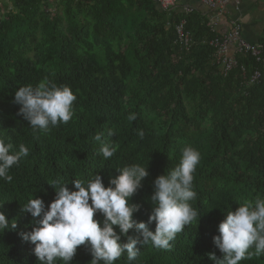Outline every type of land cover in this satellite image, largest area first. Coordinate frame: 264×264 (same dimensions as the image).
Instances as JSON below:
<instances>
[{
    "label": "trees",
    "instance_id": "16d2710c",
    "mask_svg": "<svg viewBox=\"0 0 264 264\" xmlns=\"http://www.w3.org/2000/svg\"><path fill=\"white\" fill-rule=\"evenodd\" d=\"M184 19L193 36L189 50L178 42ZM208 22L200 9L166 11L154 0H0V139L30 150L11 169L12 182L0 180V211L17 222L0 233V264H39L34 245L21 235L39 218L21 207L39 197L47 208L56 194L52 181L75 190L74 179L100 172L107 186L118 168L148 166L150 175L132 197L142 206L134 218L146 221L152 182L179 163L186 146L201 156L191 202L199 223L178 233L170 250L145 245L131 264H215L210 253L222 258L213 242L219 223L239 204L264 198V30L261 60L238 54V67L227 73L216 61ZM257 69L262 75L252 82ZM45 78L71 88L74 116L34 132L18 115L14 94ZM98 132L117 147L110 160L99 154ZM249 251L252 257L239 264H264V255ZM91 259L81 246L72 264ZM115 264H128L126 254Z\"/></svg>",
    "mask_w": 264,
    "mask_h": 264
},
{
    "label": "clouds",
    "instance_id": "9594fccd",
    "mask_svg": "<svg viewBox=\"0 0 264 264\" xmlns=\"http://www.w3.org/2000/svg\"><path fill=\"white\" fill-rule=\"evenodd\" d=\"M76 99L69 86L57 85L45 78L36 86L19 87L13 103L19 105L18 115L29 122L34 132H48L73 118ZM128 119L134 121L136 116L131 114ZM114 134L109 130V136ZM137 134L143 138L144 131L137 130ZM94 140L100 144L99 154L105 161L117 152L116 146L103 139V133L98 132ZM29 154V148L23 143L17 149L12 142L0 139V180L11 183V169ZM200 160L199 151L186 146L179 163L154 179L150 197L152 211L146 221L134 218L142 206L132 202V197L150 175L148 166L134 163L118 168L117 175L109 177L107 186L100 172L86 181L74 179L71 183L75 190H70L65 182L54 180L49 185L56 194L47 208L39 197L29 199L21 207L22 213L39 218L37 226L21 234L22 239L34 245L32 251L39 264L58 261L72 264L81 246L89 251L90 264H115L124 254L131 264L145 245L170 250L178 233L193 222L199 223L201 216L191 202L197 198L193 181ZM153 223L154 231L150 230ZM16 228V220H9L0 211V233ZM130 230L135 235H130ZM218 233L213 242L222 258L209 254L215 264H239L252 257L250 249L255 250L256 256L264 255V198L258 195L254 201L228 211L219 223Z\"/></svg>",
    "mask_w": 264,
    "mask_h": 264
},
{
    "label": "built area",
    "instance_id": "2783aa9c",
    "mask_svg": "<svg viewBox=\"0 0 264 264\" xmlns=\"http://www.w3.org/2000/svg\"><path fill=\"white\" fill-rule=\"evenodd\" d=\"M163 10L172 11L181 9L186 14L193 12L196 8L190 4H182L181 0H154ZM208 7L209 22L211 30L216 33L211 39L210 44L216 49V61L225 72H230L237 68L239 60L238 54H251L261 60L263 45L260 42H252L244 35V26L242 22L235 17L227 18L229 6L233 4L237 9L240 8L242 0H201ZM187 21L184 19L177 25L178 42L182 48L190 49L193 44L192 33L186 29ZM244 70L245 67L243 66ZM262 73L257 69L252 77L255 82L261 77Z\"/></svg>",
    "mask_w": 264,
    "mask_h": 264
},
{
    "label": "crops",
    "instance_id": "0c3cea01",
    "mask_svg": "<svg viewBox=\"0 0 264 264\" xmlns=\"http://www.w3.org/2000/svg\"><path fill=\"white\" fill-rule=\"evenodd\" d=\"M182 4H190L195 8L202 10L208 15L209 9L201 0H181ZM238 18L244 26L245 37L252 42H259L264 30V0H242L240 8L236 10L233 4L229 6V13L226 16Z\"/></svg>",
    "mask_w": 264,
    "mask_h": 264
},
{
    "label": "rangeland",
    "instance_id": "374dc122",
    "mask_svg": "<svg viewBox=\"0 0 264 264\" xmlns=\"http://www.w3.org/2000/svg\"><path fill=\"white\" fill-rule=\"evenodd\" d=\"M263 33V30L261 31V34Z\"/></svg>",
    "mask_w": 264,
    "mask_h": 264
}]
</instances>
